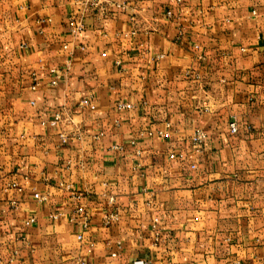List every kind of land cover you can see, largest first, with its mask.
I'll use <instances>...</instances> for the list:
<instances>
[{
    "label": "crops",
    "instance_id": "0c3cea01",
    "mask_svg": "<svg viewBox=\"0 0 264 264\" xmlns=\"http://www.w3.org/2000/svg\"><path fill=\"white\" fill-rule=\"evenodd\" d=\"M73 10L0 0V264H264V0Z\"/></svg>",
    "mask_w": 264,
    "mask_h": 264
},
{
    "label": "built area",
    "instance_id": "2783aa9c",
    "mask_svg": "<svg viewBox=\"0 0 264 264\" xmlns=\"http://www.w3.org/2000/svg\"><path fill=\"white\" fill-rule=\"evenodd\" d=\"M74 10L73 13L70 15V18L73 21V25H72V31L73 32H78L82 29L85 28L86 24H85V17L89 14H104L107 11V7L108 5L111 3V0H68ZM117 6L119 7H125L124 3H116ZM50 72L53 74V78L51 79L50 83L55 85L59 82V79L61 77V73L59 71H57V69L55 68H51ZM33 76H35V73L32 74ZM40 85L39 81H35V83L32 85V88H36ZM82 105L84 106H93L92 101L89 98H85L82 100ZM132 103L130 102H125V103H119V107L120 108H130L132 107ZM63 113L61 111H57L55 113L54 118H52L51 120H49V124L56 126L59 123H61V121L63 120ZM230 132L231 133H235L238 131V126L236 121H232L230 122ZM207 133L206 131L201 128L198 127L195 129L194 135L192 137V142L194 144H201L204 139L206 138ZM59 137L61 139V142H66L68 139V133L67 131H65L64 129H62L59 132ZM174 155V154H171ZM179 156L183 157L184 154L180 153ZM14 186L18 187V190H22V187L20 185H18V183L14 182L13 183ZM35 197L37 199H39L40 201L42 200H46L48 198V196L46 194H41L39 192H35L34 193ZM79 213L81 214V219H80V225L82 226V229L85 230L88 228L89 225V215L87 214V212L83 209L80 208ZM59 213H54L52 215H50L52 218H58L59 217ZM117 219V214L116 213H110L109 215L106 216L105 218V223L108 224L113 220ZM33 220V219H32ZM83 238V233L80 232L78 234V239H82ZM117 253H113V255H116ZM73 264H87V262L82 259V258H76L73 261ZM135 264H149V261L146 260H136Z\"/></svg>",
    "mask_w": 264,
    "mask_h": 264
}]
</instances>
